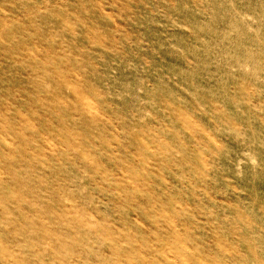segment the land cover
<instances>
[{"label":"rangeland","instance_id":"374dc122","mask_svg":"<svg viewBox=\"0 0 264 264\" xmlns=\"http://www.w3.org/2000/svg\"><path fill=\"white\" fill-rule=\"evenodd\" d=\"M0 264H264V0H0Z\"/></svg>","mask_w":264,"mask_h":264}]
</instances>
